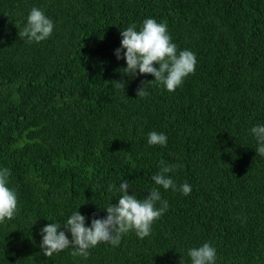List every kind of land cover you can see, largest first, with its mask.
Returning <instances> with one entry per match:
<instances>
[{
  "label": "trees",
  "instance_id": "1",
  "mask_svg": "<svg viewBox=\"0 0 264 264\" xmlns=\"http://www.w3.org/2000/svg\"><path fill=\"white\" fill-rule=\"evenodd\" d=\"M33 7L54 29L29 44L19 32ZM148 18L166 23L196 66L175 91L154 82L138 97L154 77L123 75L114 52L121 30ZM256 125H264V0H0V169L10 170L18 198L15 216L0 223V264H191L188 250L206 242L215 264H264ZM152 131L166 135L165 146L148 144ZM162 161L189 195L155 184ZM123 180L129 195L156 188L168 202L149 236L129 231L87 259L72 248L43 255L41 228L76 210L86 226L105 218Z\"/></svg>",
  "mask_w": 264,
  "mask_h": 264
},
{
  "label": "clouds",
  "instance_id": "2",
  "mask_svg": "<svg viewBox=\"0 0 264 264\" xmlns=\"http://www.w3.org/2000/svg\"><path fill=\"white\" fill-rule=\"evenodd\" d=\"M53 29L54 24L44 11L33 7L19 35L26 38L29 44L40 43L51 36ZM120 35L122 37L120 48L115 50L114 55L117 60L123 58L126 62L123 75L135 78L139 73L154 77L151 81H141L140 87L136 90L138 97L148 96L147 86L154 82L173 92L182 84L185 77L195 72V53L187 49L177 50L166 23H158L155 19L148 18L143 21L139 30L133 24L121 30ZM121 50H124L123 57ZM154 64L158 65V68L154 67ZM126 83L127 81L116 82V87L124 91ZM251 133L258 142L256 154L264 156V125L253 126ZM147 142L149 145L165 146L167 137L164 133L152 131L148 133ZM174 168L175 166H169L162 161L159 172L152 180L165 190L171 188L173 191L179 190L184 195H189L192 189L187 182L177 189L174 180L167 175ZM9 176L8 168L0 169V223L12 219L18 209L17 192L9 187ZM129 187L127 180L121 181L118 187L120 193L118 203L115 205L110 203L104 209L106 217L92 218L90 226L85 225V216L76 210L66 223L50 222L41 228L40 248L43 255L51 257L56 252L72 248V256L87 259L90 248L101 242L118 246L121 237L129 231H135L140 239L149 236L153 223L168 209V202L162 199L160 191L156 188L150 189L143 199H139L134 193L128 194ZM112 188L113 186L109 185L110 191ZM61 228L63 230H60ZM66 233H70L71 239ZM188 256L191 258V264H215L217 259L215 247L208 242L189 249Z\"/></svg>",
  "mask_w": 264,
  "mask_h": 264
}]
</instances>
